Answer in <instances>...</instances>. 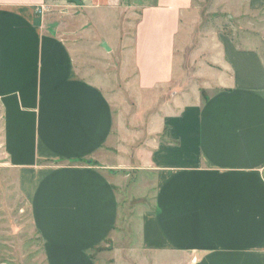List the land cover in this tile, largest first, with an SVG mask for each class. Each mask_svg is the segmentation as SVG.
Returning <instances> with one entry per match:
<instances>
[{"label": "crops", "instance_id": "obj_1", "mask_svg": "<svg viewBox=\"0 0 264 264\" xmlns=\"http://www.w3.org/2000/svg\"><path fill=\"white\" fill-rule=\"evenodd\" d=\"M195 1L142 8L132 48L142 93L174 87L178 37ZM49 5L0 0V165L29 206L46 264H103L118 231L119 184L130 178L119 171L136 165L156 174L141 242L158 264H264L261 39L221 35L207 56L216 91L203 102L184 105V94L167 102L155 124L163 141L136 154L122 146L120 156L112 102L79 75L70 45L48 27ZM250 15L264 16V0L247 1Z\"/></svg>", "mask_w": 264, "mask_h": 264}, {"label": "rangeland", "instance_id": "obj_2", "mask_svg": "<svg viewBox=\"0 0 264 264\" xmlns=\"http://www.w3.org/2000/svg\"><path fill=\"white\" fill-rule=\"evenodd\" d=\"M247 1H195L178 37L175 85L154 95L139 90L132 63L135 27L142 8L153 0H116L106 7L91 0H49L46 14L48 27L60 30L70 45L79 75L98 85L112 102L123 137L119 154L125 156L122 146L136 154L142 146L163 141L155 124L167 102L181 94L184 105L203 102L216 91L208 85L207 56L209 46L217 43L221 35L237 43L259 38L264 47L263 34L259 33L264 16L245 17ZM1 168L0 165V250L4 262L46 264L29 206L16 192L10 174ZM119 172L129 173L130 178L119 184L118 231L108 251L100 257L103 264H158L156 254L144 251L141 242L142 218L155 209L156 174L142 171L137 165Z\"/></svg>", "mask_w": 264, "mask_h": 264}, {"label": "built area", "instance_id": "obj_3", "mask_svg": "<svg viewBox=\"0 0 264 264\" xmlns=\"http://www.w3.org/2000/svg\"><path fill=\"white\" fill-rule=\"evenodd\" d=\"M38 13H41V11H39Z\"/></svg>", "mask_w": 264, "mask_h": 264}]
</instances>
